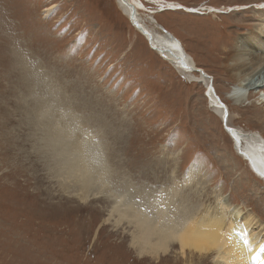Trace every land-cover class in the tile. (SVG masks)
<instances>
[{"label":"rangeland","instance_id":"rangeland-1","mask_svg":"<svg viewBox=\"0 0 264 264\" xmlns=\"http://www.w3.org/2000/svg\"><path fill=\"white\" fill-rule=\"evenodd\" d=\"M163 1L175 8L130 3L209 74L225 118L199 75L155 53L117 0H0V264H150L132 246L130 214L169 202L176 222L223 198L264 224V181L229 132L264 140V103L253 92L238 108L234 52L222 51L255 27L264 0ZM83 149L103 182L78 170L88 171Z\"/></svg>","mask_w":264,"mask_h":264},{"label":"bare ground","instance_id":"bare-ground-1","mask_svg":"<svg viewBox=\"0 0 264 264\" xmlns=\"http://www.w3.org/2000/svg\"><path fill=\"white\" fill-rule=\"evenodd\" d=\"M145 1L159 3L158 0ZM162 2L164 1L162 0ZM164 3L166 6H171L172 9L175 8L170 3ZM117 4L131 23L135 18L137 24L141 25L138 12L130 3V0H117ZM200 8L202 7L195 8L194 13H199ZM204 10H211L209 11L211 13L218 12L208 6ZM259 10L261 15H259L258 22L250 33H245L236 41L229 43V50L222 48L223 53L227 55L234 52L233 55L228 57L226 69L230 72V77L234 82L229 94L233 100L238 99L239 102L237 100L235 102L239 109L241 99L244 97L248 99L249 94H253V92L254 94H260L257 104L259 102L264 103V7H260ZM141 27L145 30L146 35L151 37L150 41L146 38L150 48L163 57L166 62L168 61L174 69L176 68L178 72L187 75L195 73L199 75V80H202L206 85L205 90L211 104H213L211 107L217 111L219 110L220 116L222 115L225 118L230 110L219 97L213 86V81L209 80V74L195 65L194 59L185 52L182 44L174 35L167 33L171 38L169 36L164 37V35L159 38L144 25H141ZM216 36L219 38L218 35ZM220 45H218V48L222 47ZM263 117L264 115L260 118ZM229 132L236 143L237 150L239 149L238 151L242 154L241 156L245 157L247 162H250V166L258 175L263 173V137L261 135L256 137L253 134L248 136L234 129L229 130ZM84 147L86 146L84 145ZM82 151L80 155L84 154V158L88 160V171L78 170L82 172L83 176L88 173L94 174L93 178L99 176L103 182L106 172L104 173L100 168L101 164H95L92 155L87 154L84 149ZM82 163L83 166L85 163L87 164V162ZM162 203L166 204L167 202ZM170 203L166 204L167 208L164 210L157 207L158 209L155 210L156 212L154 211L155 215L153 216L146 214V210L137 209H133L130 214L133 225L138 232H132V246L136 248L138 256L142 257L143 260L149 259L150 264L151 262L158 263L161 261L160 264H162L168 260L173 264H195L196 261L198 264H205L208 257H212L215 261L211 264H264V224L261 223L257 214L249 212H246V214L228 204L225 199L220 198L217 200V206L214 209L201 205L184 211L178 205V208L184 212L179 213L181 217L176 222L175 218L171 217L173 210L170 209L172 211L167 212L168 208H171L170 205L172 204ZM176 211L178 212V210ZM169 253L172 254L170 258L166 257Z\"/></svg>","mask_w":264,"mask_h":264},{"label":"water","instance_id":"water-1","mask_svg":"<svg viewBox=\"0 0 264 264\" xmlns=\"http://www.w3.org/2000/svg\"><path fill=\"white\" fill-rule=\"evenodd\" d=\"M131 24H132L133 26H135V28L141 33V35H144V36L150 41L151 37H149V36L146 35L145 30L143 29V27H141L140 24H137L135 18H134L133 23H131ZM159 29H161V28H159ZM164 33H165V32H164ZM164 33H163V34H164ZM164 35H165V36H169V35H167V33H165ZM169 38H171V37L169 36ZM150 43H151V42H150Z\"/></svg>","mask_w":264,"mask_h":264},{"label":"built area","instance_id":"built-area-1","mask_svg":"<svg viewBox=\"0 0 264 264\" xmlns=\"http://www.w3.org/2000/svg\"><path fill=\"white\" fill-rule=\"evenodd\" d=\"M165 2H166V1H165ZM158 4H159V6H162V7H163L165 3H164V2H162V1L160 0V2H159ZM200 11H202V12H203L202 14H206V13H205V12H206V10H204L203 8H200V9H199V12H200ZM200 13H201V12H200Z\"/></svg>","mask_w":264,"mask_h":264}]
</instances>
